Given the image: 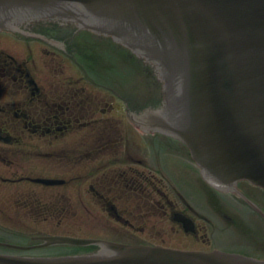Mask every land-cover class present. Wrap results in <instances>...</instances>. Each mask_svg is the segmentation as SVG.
Masks as SVG:
<instances>
[{
  "label": "water",
  "instance_id": "1",
  "mask_svg": "<svg viewBox=\"0 0 264 264\" xmlns=\"http://www.w3.org/2000/svg\"><path fill=\"white\" fill-rule=\"evenodd\" d=\"M27 20L70 21L144 59L163 83L164 107L140 122L183 142L211 185L264 189V0H0V27ZM74 243L101 250L34 264H264L222 252Z\"/></svg>",
  "mask_w": 264,
  "mask_h": 264
},
{
  "label": "flooded vegetation",
  "instance_id": "2",
  "mask_svg": "<svg viewBox=\"0 0 264 264\" xmlns=\"http://www.w3.org/2000/svg\"><path fill=\"white\" fill-rule=\"evenodd\" d=\"M36 30V26L28 24L0 31V130L6 134L8 129L19 127L22 134L26 129L39 133L50 147V152L43 155L54 157L68 166L78 165L79 170L69 168L60 176L43 175L64 180L61 187H41L67 188L75 183L79 193L81 188H89L98 200L88 202L81 199L72 204L60 191L52 196L46 195L45 200L36 189L39 186L32 185L35 188L26 196H19L17 204L41 220L35 222L36 231L29 234L9 230L10 234L17 235L12 239L25 241V235H28L34 240L53 234L47 233L46 225L55 224L62 229L68 224L65 220L70 214H75L72 209H90L93 204L114 219L117 226L110 225L108 230L118 240L143 243L147 240L140 235L148 232L164 238L169 224L173 232L167 238L176 239L180 247L201 250L224 248L218 246L227 244L221 243L219 234L236 231L257 235V245L264 248V216L247 200L233 195L248 211L243 222L234 221L224 213L222 216L227 223L217 222L211 213L228 208L222 195L203 188L204 201L191 200L178 185L170 184L167 188L165 178H161L166 176L165 171L157 160L151 163L144 155L138 154L140 150L133 141L132 131L119 120L117 111L119 98L131 109L139 107L140 103L125 98L130 92V84L120 82L112 51L101 58L82 56L66 41L52 42L55 50H64L70 66L61 72L63 62L59 61L56 52L41 50L47 59H42L40 64L49 73L37 77L38 65L33 55L34 52L39 54L40 48L27 41L35 37ZM69 30L75 37L76 32L68 25L51 27L53 34L69 33ZM143 138L150 140L148 135H143ZM54 145L63 146L54 149ZM120 148L121 153L118 151ZM90 163L94 165L88 168ZM67 174L68 178L65 177ZM11 176L13 178L2 180L5 183L22 182L15 179V174ZM23 181L28 182L26 179ZM167 189L175 194L176 201L169 198ZM186 190L193 191L194 188ZM238 191L264 212L263 191L245 183L238 186ZM199 204L205 211L200 210ZM176 213H183L194 220V233H187L180 223L174 221ZM95 219H103V216ZM70 233L64 231L62 234ZM236 249L241 252L248 250Z\"/></svg>",
  "mask_w": 264,
  "mask_h": 264
},
{
  "label": "rangeland",
  "instance_id": "3",
  "mask_svg": "<svg viewBox=\"0 0 264 264\" xmlns=\"http://www.w3.org/2000/svg\"><path fill=\"white\" fill-rule=\"evenodd\" d=\"M148 80H149V78H148ZM150 88H151V86H150ZM151 90H152V88H151ZM150 93H151V91H150ZM175 167L179 169V163L178 162L175 163Z\"/></svg>",
  "mask_w": 264,
  "mask_h": 264
},
{
  "label": "bare ground",
  "instance_id": "4",
  "mask_svg": "<svg viewBox=\"0 0 264 264\" xmlns=\"http://www.w3.org/2000/svg\"><path fill=\"white\" fill-rule=\"evenodd\" d=\"M136 62V61H135ZM137 63V62H136Z\"/></svg>",
  "mask_w": 264,
  "mask_h": 264
}]
</instances>
